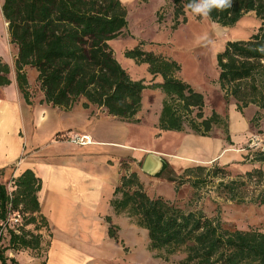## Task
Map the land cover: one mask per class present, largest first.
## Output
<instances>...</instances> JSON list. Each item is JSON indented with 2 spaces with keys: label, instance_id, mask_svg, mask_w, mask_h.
Masks as SVG:
<instances>
[{
  "label": "trees",
  "instance_id": "trees-1",
  "mask_svg": "<svg viewBox=\"0 0 264 264\" xmlns=\"http://www.w3.org/2000/svg\"><path fill=\"white\" fill-rule=\"evenodd\" d=\"M188 2L169 0L175 18L190 11L185 8ZM249 12L262 21L257 32L247 41L228 42L216 57L219 87L237 101L238 111L250 104L264 109L259 81L264 78V52L258 51L264 46V0H233L231 8L213 10L208 17L228 27ZM1 13L10 43L17 47L15 81L26 104L32 103V91L24 71L29 67L37 73L43 102L61 110H70L83 98L103 108L109 116L131 124L140 110L143 91L158 89L164 94L157 125L160 131L183 132L188 128L206 137L221 123L216 113L203 117V96L177 77L180 66L171 59L138 47L127 51L126 58L146 64L148 73L160 76L162 82L145 85L142 80H131L108 44L127 28V12L119 0H2ZM8 73V66L0 62V86L9 84ZM254 157L251 161L264 163V152ZM165 167L163 163L156 177ZM127 168V164L121 165L125 174L114 190L110 205L116 215L134 220L147 231L151 252L164 253L165 260L182 254L179 264H264V232L224 231L217 219L208 218L201 211L185 212L162 198H150L137 174L127 173ZM204 172L213 178L224 173L216 167L187 169L180 177V184L187 178L196 196V191L204 185ZM261 183L264 173L256 169L227 182L221 180L217 191L227 201L245 203L250 184ZM12 185L13 191L8 192L0 184V222H5L9 213L17 212L23 223L17 233L8 228L4 231L0 226L1 264L7 261L17 264L5 256L7 251L39 250V231L47 226L37 198L40 179L26 170L12 180ZM248 201L264 205V189ZM30 225H34L36 234L26 230ZM109 235H113L111 231ZM4 239L7 244L3 246Z\"/></svg>",
  "mask_w": 264,
  "mask_h": 264
},
{
  "label": "rangeland",
  "instance_id": "rangeland-1",
  "mask_svg": "<svg viewBox=\"0 0 264 264\" xmlns=\"http://www.w3.org/2000/svg\"><path fill=\"white\" fill-rule=\"evenodd\" d=\"M157 1L133 0L129 4L122 3L127 12L128 24L121 36L108 43L114 58L122 63V65L119 64L131 80H142L145 85L161 83L162 79L160 76L150 75L146 64L126 58L127 51L138 47L144 52L175 61L180 66L177 77L204 98L203 117L206 119L212 113H216L221 123L214 126L206 137L195 134L188 128L183 132L160 131L157 128L161 112L157 92L163 93L160 90L146 91L142 93L140 110L131 120L133 122L131 124L135 127V139L148 149L156 151L163 158L178 155L181 143L192 141L194 146L191 145V149L186 151L196 160L190 163L183 161L184 169L181 174L183 175L187 169L196 167L207 169L216 167L222 169L224 173H219L218 177L213 178L212 175L204 172L202 174L204 185L196 191V196L187 178L182 180V187L176 191L172 187L173 184L161 183L156 180V176H148L143 181L139 179L144 191L150 198H162L185 212L201 211L208 218L217 219L224 231L258 230L264 232V205L248 201L264 189V183L260 186L250 184L245 203L227 201L217 191L219 189L217 184L221 180L227 182L256 169L264 173V163L251 161L255 158V154L264 152V109L250 104L238 111L237 101L231 96H226L219 87L216 62L217 55L223 52L228 42L247 41L257 32L262 21L254 12L245 14L233 26L228 27L216 24L209 18L195 16L191 11H186L183 16L175 18L169 0L161 1V5L155 8ZM0 21V62L2 64L7 62L8 68L12 64L14 67L17 47L10 43L7 24L4 23L2 17ZM126 62L130 63L128 68L124 66ZM259 81H261V91L264 95V78H260ZM29 88L32 93L38 94L40 89L36 78L31 81ZM142 101H144L143 104ZM194 115L195 113L192 117ZM194 139L198 142L194 143ZM211 144H220L222 152L218 150L210 152ZM141 164V160L135 164L139 173H141ZM9 172L10 170L0 172V184L4 185L8 192H12L13 174L10 175ZM221 177L224 178L220 179ZM127 220L118 218L114 221L117 222V243L123 249L124 254H128V257L134 256L136 259L142 258L140 262L146 264H179L184 257L182 254L170 256L165 260L164 253L149 251L148 241L145 240L142 230L135 227L128 217ZM129 220L133 223L132 225ZM131 229L133 230L132 241L135 244L125 236L131 233L129 232ZM26 230L36 234L34 225L27 226ZM41 234L47 235L43 229ZM137 242H142L141 246H138ZM1 244L6 245V240H2ZM137 249H140L144 257L137 252ZM22 251L39 254L34 250Z\"/></svg>",
  "mask_w": 264,
  "mask_h": 264
},
{
  "label": "crops",
  "instance_id": "crops-1",
  "mask_svg": "<svg viewBox=\"0 0 264 264\" xmlns=\"http://www.w3.org/2000/svg\"><path fill=\"white\" fill-rule=\"evenodd\" d=\"M161 1H157L155 8ZM1 5L2 0L0 19L3 18ZM128 65L129 62L124 64L127 68ZM9 66L6 76L9 84L0 86V172L10 170L15 179L31 170L40 179L37 198L40 214L46 220L43 230L47 235L39 231L41 245L35 251L39 254L7 251L5 256L17 264H146L140 262L142 258L128 257L117 243L114 221L118 218L128 221L126 216L116 215L110 205L114 190L125 174L121 165L127 164V173H136L143 181L148 176L139 173L135 164L141 160L142 167L148 155L159 157L166 167L156 180L173 184L178 191L182 187L179 177L184 169L183 161L196 160L186 151L194 146L193 142L181 143L178 155L163 158L136 141L133 124L109 116L103 108L83 98L65 111L43 102V93L39 91L32 93V103L28 105L18 92L13 64ZM24 71L31 86L37 73L29 67ZM157 97L160 110L164 95L158 91ZM80 137L87 138L85 144L73 143V139ZM220 146L211 144L210 152H222ZM131 220V225L134 223L142 230L149 245L147 231ZM129 232L125 236L133 243V230ZM136 244L141 246L142 242ZM137 252L144 257L140 249ZM7 264L11 263L7 261Z\"/></svg>",
  "mask_w": 264,
  "mask_h": 264
},
{
  "label": "clouds",
  "instance_id": "clouds-1",
  "mask_svg": "<svg viewBox=\"0 0 264 264\" xmlns=\"http://www.w3.org/2000/svg\"><path fill=\"white\" fill-rule=\"evenodd\" d=\"M233 0H189L185 8L195 16L208 18L213 10L224 11L232 7ZM258 51L264 52V46Z\"/></svg>",
  "mask_w": 264,
  "mask_h": 264
},
{
  "label": "built area",
  "instance_id": "built-area-1",
  "mask_svg": "<svg viewBox=\"0 0 264 264\" xmlns=\"http://www.w3.org/2000/svg\"><path fill=\"white\" fill-rule=\"evenodd\" d=\"M72 141L75 144L83 145L86 143L87 138L80 137L75 138ZM0 226L3 228L4 231H6V229L8 228L17 233L18 228L22 227V217L17 212L9 213L5 222H0Z\"/></svg>",
  "mask_w": 264,
  "mask_h": 264
},
{
  "label": "water",
  "instance_id": "water-1",
  "mask_svg": "<svg viewBox=\"0 0 264 264\" xmlns=\"http://www.w3.org/2000/svg\"><path fill=\"white\" fill-rule=\"evenodd\" d=\"M162 167L163 161L159 157L148 155L141 167V171L147 176H156L161 172Z\"/></svg>",
  "mask_w": 264,
  "mask_h": 264
}]
</instances>
